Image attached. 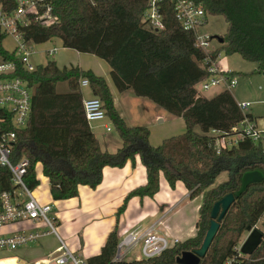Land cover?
<instances>
[{
	"label": "trees",
	"instance_id": "1",
	"mask_svg": "<svg viewBox=\"0 0 264 264\" xmlns=\"http://www.w3.org/2000/svg\"><path fill=\"white\" fill-rule=\"evenodd\" d=\"M152 0H43L37 1L38 15H30L25 26H19L23 42L31 49L54 39L66 49L91 54L110 66L111 81L119 93L132 91L160 109L185 122V132L168 138L158 147L150 144V130L144 126L130 127L115 108L110 88L103 77L79 67L59 68L51 58L45 65L29 71L18 52L3 47L8 37L0 30V60L15 63L12 77L24 80L33 92L30 118L24 128L11 124L3 128L16 134L13 148L15 163L26 158L30 167L24 177L33 191L40 182L36 166L42 164L49 179L54 200L78 196L80 186L96 189L106 167L121 168L139 156L146 168L147 183L132 190L117 213V220L126 210L129 200L153 198L160 191L163 175L174 188L182 182L190 199L202 198L196 224V236L179 242L161 256L130 262L115 261L119 238L112 232L100 254L84 264H177L183 252H195L204 242L211 225L214 205L229 194H236L246 172L260 171L264 175V138L258 143L243 138L231 148L218 153L216 141L234 137V131L251 114L240 110L229 90L208 98L198 93L197 85L210 77L207 54L196 46L191 31L183 29L175 17L174 4L161 2L164 30L151 32L143 18ZM208 17H223L226 33L217 37L220 47L211 53L217 61L221 53L239 55L257 64L256 72H264V0H196ZM2 11L13 14L18 5L14 0H0ZM52 17L45 25L41 16ZM232 77L250 74L225 72ZM87 80L92 97L98 98L107 119L117 131L122 147L115 153L103 151L91 130L84 110L81 81ZM60 84L67 92L60 93ZM7 113L0 111V118ZM199 128L200 132L196 129ZM221 132L220 136L211 135ZM228 174V179L217 183ZM18 189L9 169L0 166V198L5 192ZM264 218V179L251 184L230 207L220 224L206 256L200 264H225L238 256L236 249L249 227L258 228ZM261 230V229H260ZM262 231V230H261ZM262 233H264L262 231ZM236 264H264V237L251 256H242Z\"/></svg>",
	"mask_w": 264,
	"mask_h": 264
},
{
	"label": "crops",
	"instance_id": "2",
	"mask_svg": "<svg viewBox=\"0 0 264 264\" xmlns=\"http://www.w3.org/2000/svg\"><path fill=\"white\" fill-rule=\"evenodd\" d=\"M59 42L61 48L50 46L42 52L33 50L32 56L43 59V64L40 65L47 64L50 57H56L54 61L59 68L79 67L83 71H92L97 76L103 77L110 88L116 110L130 127L144 126L151 128L152 124L147 120L151 110L155 123L177 124L180 127V132L175 136L185 132L186 126L182 118L169 115L149 100L136 97L132 91L119 93L111 81V69L106 62L91 54L66 49L60 40ZM53 49H56V54L49 56V52ZM217 68L221 70L219 66ZM221 71L235 72L227 68ZM65 86L66 90L60 93L67 92V85ZM82 89H88L89 94L86 98L84 97V100L92 97L89 88ZM236 102L239 103L240 101L236 100ZM179 120H182L183 124ZM254 123L256 124L255 117ZM93 124H90L91 130L98 139L102 150L115 153L109 149L120 148V145L117 139L108 135L111 132L108 131L109 125L113 126L112 123L110 122L109 125L108 123ZM99 131H101L100 134H98ZM166 139L168 137L164 140ZM150 144L153 147H158L162 143L155 146L151 141ZM39 165L43 174L42 164L37 166ZM102 174V183L96 189L80 186L77 197L59 201L53 199L49 179L43 174L45 180L35 192L33 191V195L40 204L52 206L51 216L55 220L58 236H42L37 241L40 246L29 244L16 251H0L1 256H3L0 263L56 264L54 259L63 253L60 251V241H62L76 260L84 264L87 259L100 254L108 236L116 229L119 240L130 232L145 231L153 225H155V230L160 235L167 237L170 241L177 239L179 242H184L196 236V224L202 198L198 197L191 200L190 192L182 182H177L175 187L172 188L165 177L161 175L160 191L153 198L140 199L135 197L129 200L126 210L118 222L117 213L127 195L132 190L147 183L146 168L140 157L136 156L134 161H128L121 168H104ZM28 231L30 233H44L46 229L42 223L28 221L1 227L0 236H10ZM67 264L73 263L68 262Z\"/></svg>",
	"mask_w": 264,
	"mask_h": 264
},
{
	"label": "built area",
	"instance_id": "3",
	"mask_svg": "<svg viewBox=\"0 0 264 264\" xmlns=\"http://www.w3.org/2000/svg\"><path fill=\"white\" fill-rule=\"evenodd\" d=\"M18 8L8 15L2 11L0 3V30L8 37H12L17 42L15 48L18 52L21 62H23L29 71L36 68L30 62L33 49L29 48L22 40L19 26H25L29 22L30 15H38L37 1L43 0H14ZM164 0H152L149 9L146 11L143 23L145 28L151 32L163 31L165 26L161 14V2ZM174 4L175 17L184 30L191 31L196 39V46L207 54L206 63H210L207 68L210 77L198 84L201 91H208L211 87H224L231 91L238 85L237 77H232L219 70L216 62L212 61L211 41L213 37L207 34L204 28L208 25L209 17L206 15L203 7L196 0H170ZM45 25L52 23V17L45 14L40 17ZM50 20V23H48ZM56 49L49 52V56L56 54ZM16 70L15 63L3 62L0 60V111L7 113L6 117L0 118V166L9 169L12 175L14 185L18 189L12 194L5 192L0 198V228L22 222H37L45 226L44 233H18L10 236H0V251H16L21 247L33 244L44 235L58 236L55 220L52 218V206L40 204L24 182V177L30 167L28 159L23 158L19 162L13 161L14 146L16 144V134L5 131L3 126L8 124V116L11 118V124L17 129L24 128L30 118L33 105V92L27 83L11 74ZM87 80L81 81L82 88H88ZM198 93L201 91L197 89ZM86 119L89 124L101 122L107 119L102 102L95 97L83 101ZM238 107L245 114L251 107L248 102H239ZM109 131V129H108ZM234 137L216 141L218 153L222 148L232 147L243 138L251 139L258 143L264 138V132L260 131L254 121L245 119L234 130ZM211 135L220 136L221 132L212 131ZM264 232V231H263ZM60 251L63 253L54 259L56 264H80L76 258L66 248L65 244L60 241ZM179 243L177 239L170 241L167 237L160 235L155 230V225L145 231L130 232L121 238L115 261H124L134 249L141 246V256L137 259H152L161 256L166 250ZM242 243L237 249L238 256L229 259L225 264H236L237 259L245 256L241 252ZM1 264V263H0Z\"/></svg>",
	"mask_w": 264,
	"mask_h": 264
},
{
	"label": "rangeland",
	"instance_id": "4",
	"mask_svg": "<svg viewBox=\"0 0 264 264\" xmlns=\"http://www.w3.org/2000/svg\"><path fill=\"white\" fill-rule=\"evenodd\" d=\"M48 23H50V20H48ZM204 30L207 34H209L213 37V39L211 41L212 49H217L218 47H220V42L218 41V39L216 37H221L226 33L227 24H226L223 17H220V16L213 17L212 16V17H209L208 25L204 28ZM50 46H57L60 48L62 47L60 45L59 40L54 39L48 43L34 46L33 50L35 52H42V51L47 50ZM3 47L9 52H13L15 50V48L17 47V42L14 38L7 37L3 42ZM40 58L41 57H33L32 56L30 59V62L33 65L43 64L42 63L43 59H40ZM50 58L52 60H55L56 57H50ZM216 63H217V66H219V68L221 70L227 68V69L233 70V71L238 72V73L250 74V76L237 77L238 78V80H237L238 85L234 89H232L231 92L233 93L235 100L240 101V102L244 101V102H248L251 104V107L248 109V111L246 113L252 114L255 117L256 126L259 128L260 131L263 130V132H264V129H263V127H264V72L262 73V75L256 74V73L252 74L253 72H256V70L258 68L257 64L245 61L239 55L227 56L224 53H221V55L218 58V60L216 61ZM65 85L66 84L60 85V87L58 89L59 92H63L64 90H66ZM197 89L199 91H201L200 86H198ZM223 90H225L224 87H211L208 91H201V95L208 97V98H211ZM83 92H84L83 94H84L85 98H86V96H89L88 89H83ZM149 113L150 114H149V117L147 120L150 122V124H152V127L149 128L150 136H151L150 137V143L152 141V143H154L155 146H158L159 144L162 143V141L166 137L169 138L170 136H173V135L175 136L180 132V127H178L177 124L170 125L168 123H158V122L155 123L152 111L150 110ZM179 121H180V123L183 124L182 120H179ZM96 123H108V125L110 124L108 119L105 120L104 122L102 121V122H96ZM96 123H94V124H96ZM109 130L111 132L108 133V135L110 137H114L115 139H117V141L119 142L120 148H121L122 147V141H121L117 131L111 125H109ZM196 131L200 132V129L197 128ZM100 133H101V131L98 132V134H100ZM118 148L119 147L110 148L109 150L111 152H116ZM36 172H37V178H38L40 184H43L45 179L43 177L40 165L36 167ZM227 179H228V174L223 173L218 178L217 183L224 182ZM37 188L34 189L33 191L35 192L37 190ZM263 223H264V218H262V220L258 224L259 229H261L262 231H264ZM25 233H30V232L28 231ZM247 236H248L247 232L242 235L241 239L239 240L238 247L242 243L245 242V240L247 239ZM31 245L40 246L39 242H35ZM1 255L2 254L0 252V259L3 258V256H1ZM139 256H141V246L137 247L131 253V255H129L128 257H126L124 259V261H126V262L134 261V260H137V257H139Z\"/></svg>",
	"mask_w": 264,
	"mask_h": 264
},
{
	"label": "water",
	"instance_id": "5",
	"mask_svg": "<svg viewBox=\"0 0 264 264\" xmlns=\"http://www.w3.org/2000/svg\"><path fill=\"white\" fill-rule=\"evenodd\" d=\"M263 179L264 175L260 171L246 172L242 177L241 189L235 195H226L214 205L211 211V225L201 248L195 252H183L181 256L176 259L177 264H200L201 259L206 256L214 238L219 231L221 222L223 221L230 207L235 202L236 197H239L251 184L260 183L263 181ZM247 233L248 236L241 247V252L245 256H251L262 244L264 233H262L260 229L253 227H249L247 229Z\"/></svg>",
	"mask_w": 264,
	"mask_h": 264
}]
</instances>
